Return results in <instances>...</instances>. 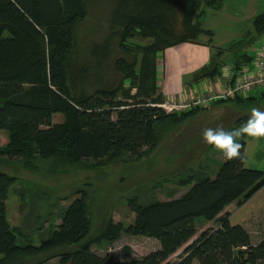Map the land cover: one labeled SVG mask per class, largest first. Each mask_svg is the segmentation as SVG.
Instances as JSON below:
<instances>
[{"label": "trees", "instance_id": "trees-1", "mask_svg": "<svg viewBox=\"0 0 264 264\" xmlns=\"http://www.w3.org/2000/svg\"><path fill=\"white\" fill-rule=\"evenodd\" d=\"M109 1L115 3L109 42L117 38L120 50L129 56L115 63L123 74L116 86H101L97 79L109 55V42L103 59L96 60L102 50L96 45L90 63L70 66L75 31L87 17L85 0H0V135L9 136L5 147L0 142V163L7 157L29 170L38 169V161L51 160L99 169L126 159L140 160L159 149L168 129L216 105L240 106L256 100L235 96L172 113L159 106L166 102L158 81L159 55L198 42L203 34L213 35L202 28L203 6L221 9L224 0ZM253 23L255 32L264 34V12ZM136 37L152 42L129 49L127 42ZM217 56L222 58L223 50ZM253 60L246 54L238 56L233 70L238 73ZM221 67L222 61L213 58L195 81L221 76ZM57 114L64 120L54 124ZM250 116L239 119L236 129ZM245 137L237 141L243 152ZM245 164L224 157L214 177L203 166L189 168L177 180L180 187H190L182 196L147 204L131 197L133 223L127 226L109 216L96 234L90 194L84 187L62 212L61 223L38 246L19 245V230L11 226L7 209L17 178L0 170V264H46L55 258L59 264H171L169 259L184 247L176 264H264V240L253 245L247 229L233 225L231 214L225 212L232 204L242 207L264 187V172ZM198 221L216 226L190 243L199 232ZM124 235L155 239L160 248L128 263L94 251V246H112Z\"/></svg>", "mask_w": 264, "mask_h": 264}, {"label": "rangeland", "instance_id": "rangeland-1", "mask_svg": "<svg viewBox=\"0 0 264 264\" xmlns=\"http://www.w3.org/2000/svg\"><path fill=\"white\" fill-rule=\"evenodd\" d=\"M85 1L87 17L75 31L70 66L90 63L89 55L96 45L102 49L95 56L96 60L103 59L111 37L110 19L115 11V3L109 0ZM203 10L205 15L202 28L211 31L213 35L203 34L198 38V42L171 47L159 55L158 71L161 68L162 75L164 74L166 79L174 77L177 84L192 85L196 75L209 65L213 58L222 61V76H226L229 68L234 66L235 58L245 54L255 57L264 44V34L258 35L253 23L254 19L264 12V0H224L221 9L203 6ZM182 30L179 24L178 34H181ZM151 42L150 39L136 37L129 39L127 44L129 49L136 50L139 45L146 46ZM109 43V55L97 73L101 86L118 85L123 80V74L116 69L115 63L119 58H129L128 54L120 50L117 38ZM221 50L223 57L218 58V51ZM253 65L254 63L247 64L243 70H249ZM123 83L125 87H129L128 80ZM246 96L250 97L249 94ZM189 101L180 99L170 103ZM253 107L263 112L264 99L258 97L249 104L240 106L232 103L213 106L183 125L165 131L160 147L153 155L140 160L126 159L99 169L83 165H61L51 160L38 161V169L29 170L23 168L16 159L2 158L0 170L17 178L10 191L7 209L11 226L19 230V245L38 246L43 239H47L61 223L64 209L80 197L77 191L84 187L88 189L91 198L93 234L100 230L109 216H112L115 222H122L127 226L133 223L135 215L128 206V199L131 197L137 196L141 203L147 204L153 200L169 201L182 196L190 187H180L177 184L180 175L189 168L200 169L203 166L214 177L224 159L222 152L204 142V129L223 127L225 131L236 130L237 121L250 116ZM63 120L64 117L57 114L53 123H61ZM0 142L1 147L9 143L8 133L1 132ZM238 223V218L234 217L232 224ZM201 224L202 222L198 221L199 232L190 243L206 229L216 226L213 222ZM247 231L251 235L253 245L263 241L264 214L257 215L249 222ZM126 248H130L132 252H127ZM159 248L160 243L155 239L124 235L112 246L106 243L94 246V251L102 256L112 255L128 263ZM184 248L169 259L171 264L181 260L179 255ZM46 264H59V259H52ZM193 264L199 263L195 261Z\"/></svg>", "mask_w": 264, "mask_h": 264}, {"label": "crops", "instance_id": "crops-1", "mask_svg": "<svg viewBox=\"0 0 264 264\" xmlns=\"http://www.w3.org/2000/svg\"><path fill=\"white\" fill-rule=\"evenodd\" d=\"M229 69L231 72L229 71L226 76L221 75L219 76V78L218 77L209 78L199 82L193 81L194 83L192 85L189 84V86H187L186 84L185 85L177 84L175 82V78L172 76L166 79V77L163 76L164 74L162 75L163 72L160 68L158 71L159 86L161 87V92L166 102H173L180 99L183 101H188L191 100L194 96H197L204 92L221 91L229 87L233 82V79H230V76L233 75L235 80V78L243 70V68L238 73L235 70H233V67L232 68L230 67ZM249 69L250 71L247 70L248 71L247 75L253 74L254 67L251 66L249 67ZM242 73L244 72L242 71ZM194 89L197 91H195ZM249 95L250 97H256L257 99L258 97L259 99H264V88H257L253 90ZM245 141H246L245 166L248 169L260 170L264 172V138L254 139L246 135ZM223 161L224 159H222L221 163ZM225 212L231 214L230 216L231 223L233 218L237 217L239 222L238 225H241L245 229H247L249 222H251L257 215L264 214V187L242 207H237L236 204H232L229 207H227Z\"/></svg>", "mask_w": 264, "mask_h": 264}, {"label": "built area", "instance_id": "built-area-1", "mask_svg": "<svg viewBox=\"0 0 264 264\" xmlns=\"http://www.w3.org/2000/svg\"><path fill=\"white\" fill-rule=\"evenodd\" d=\"M253 63V74L247 75L248 71H250L249 69L248 71L242 70L244 73L241 71L235 80L234 76L231 75L230 79H233V82L224 90L204 92L194 96L189 102H165L159 106L168 113L182 112L196 107H206L213 102L226 100L235 96L248 97L246 94H250L253 90L257 88H264V44L262 45L261 50L255 56Z\"/></svg>", "mask_w": 264, "mask_h": 264}, {"label": "clouds", "instance_id": "clouds-1", "mask_svg": "<svg viewBox=\"0 0 264 264\" xmlns=\"http://www.w3.org/2000/svg\"><path fill=\"white\" fill-rule=\"evenodd\" d=\"M202 135L204 142L222 152L227 160H238L244 163L246 152L242 151L244 146L237 142V138L243 135L254 139L264 138V112L253 107L251 116L240 128L233 131H225L223 127L206 128Z\"/></svg>", "mask_w": 264, "mask_h": 264}]
</instances>
